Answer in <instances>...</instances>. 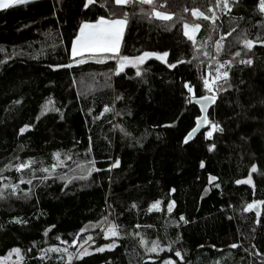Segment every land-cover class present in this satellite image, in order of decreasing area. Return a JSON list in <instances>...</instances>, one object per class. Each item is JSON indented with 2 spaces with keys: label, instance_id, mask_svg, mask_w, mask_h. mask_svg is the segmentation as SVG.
<instances>
[{
  "label": "trees",
  "instance_id": "trees-1",
  "mask_svg": "<svg viewBox=\"0 0 264 264\" xmlns=\"http://www.w3.org/2000/svg\"><path fill=\"white\" fill-rule=\"evenodd\" d=\"M84 3L0 9V258L18 249L19 264H264L259 0ZM194 9L203 15L192 41L183 24ZM101 16L126 19L118 53L69 58L81 22ZM145 52L168 55L117 72L120 56ZM206 97L205 124L185 143ZM46 99L55 111L40 115ZM107 217L112 238L100 232Z\"/></svg>",
  "mask_w": 264,
  "mask_h": 264
},
{
  "label": "snow or ice",
  "instance_id": "snow-or-ice-1",
  "mask_svg": "<svg viewBox=\"0 0 264 264\" xmlns=\"http://www.w3.org/2000/svg\"><path fill=\"white\" fill-rule=\"evenodd\" d=\"M28 0H0V9H6L9 8L10 6L16 5V4H21V3H27ZM96 0H85L84 7L87 9L89 5L94 4ZM107 2V0H106ZM117 5H124L129 2V0H112ZM141 4H150L151 0H139ZM221 3V0H217L216 6L219 7ZM103 6V5H102ZM223 6L224 8H228V0H223ZM259 11L261 13H264V0H259L258 4ZM209 11H212L211 8H209ZM154 15L157 17H162L164 19H169V16L164 15L161 12H154ZM193 15H203L202 13L197 12L195 9L193 10ZM125 16H127V13H125ZM204 19H210L208 16H204ZM212 19H215V13H213ZM126 23L125 19H105L104 17H99L94 23H88V22H82L79 26V33L76 35L75 39L72 41V56H82L84 52H89V53H117L118 48H119V42H120V35H121V29L123 25ZM185 29L188 28V25H184ZM196 28H199L200 25L197 24L195 25ZM185 35H188V32H185ZM189 39H191V36H189ZM246 46L251 47L252 42L251 41H246ZM219 44V42H218ZM168 53H163L162 55L157 54V53H148L145 52L143 53V57H148V56H156L157 59H162L163 56H167ZM239 55V53H237ZM99 60V57H97ZM130 58L127 56H120L119 59L117 60V72L122 70L123 64L128 61ZM137 60L138 62L142 60V57H135L133 58ZM76 63H83V59L76 60ZM241 63H244V61H240ZM225 63H228L227 61ZM247 63L251 64V61H247ZM71 65H66L65 67H70ZM168 67L172 68L175 67V65L169 64ZM139 75V73H137ZM223 75L225 77L228 76L227 72H224ZM204 86L206 89L211 91L209 88V81L207 79L204 80ZM185 88H187L188 92L191 93L193 91L192 87L185 83L184 85ZM119 99V97H117ZM204 103H208L211 100L214 99V97H208V98H201ZM200 102V101H197ZM15 103H19V101H15ZM47 107L45 106L43 111H47ZM108 109L105 108V111ZM39 118V117H38ZM203 120L202 117H197V126L193 127L190 132L184 137V142L187 143L188 140L199 130L200 122ZM171 126V125H169ZM30 125H24V127L20 128V132L23 133L26 129L30 128ZM212 129L215 131H222V129L219 128L218 124L213 123L212 124ZM206 137H211L212 132L209 131L206 134ZM212 147H209V151H212ZM55 155V154H54ZM26 165H19L17 170H20V168L25 167ZM201 167H204L203 161L201 162ZM253 168H255V165H253ZM215 177H210L211 180H215ZM241 181H236V183H240ZM156 204H159V201H156ZM135 207V205H133ZM151 207H155V205H152ZM151 207L149 211H151ZM253 205L249 204L244 211H248L250 208H252ZM169 211H171V206L169 207ZM184 218L181 217V220ZM19 222V221H17ZM83 231V229L81 230ZM109 232H111L112 236H116L117 232L112 230L111 226L109 227ZM107 237V233H106ZM75 243V241L73 242ZM143 243V241H141ZM154 247L152 249H149L150 251H155V245L156 242L153 241ZM114 246V245H113ZM231 247L235 248L236 245L233 244ZM98 251H103V249H97ZM12 251L18 252V249H13ZM66 251V250H65ZM87 254L81 253L80 255ZM176 255L179 257L180 253L177 252ZM166 264H171L170 261L166 262Z\"/></svg>",
  "mask_w": 264,
  "mask_h": 264
},
{
  "label": "rangeland",
  "instance_id": "rangeland-1",
  "mask_svg": "<svg viewBox=\"0 0 264 264\" xmlns=\"http://www.w3.org/2000/svg\"><path fill=\"white\" fill-rule=\"evenodd\" d=\"M134 1V0H133ZM136 1H139V0H136ZM152 1V0H151ZM132 2V0H129V2L127 3V4H124V5H128L129 3H131ZM197 11V10H196ZM197 12H199V11H197ZM200 13V12H199ZM202 15H193V11H192V13H191V17H192V20L195 22L194 24H189V23H184L183 24V31H184V33L187 31L188 32V35H186L188 38H189V36H191V40L192 41H194L195 40V35H196V33H197V28L195 27V25H197L198 23V21H197V19L199 18V17H201ZM105 19H125V18H123V17H113V18H108V17H104ZM98 19V18H97ZM96 19V20H97ZM96 20H92V21H83V22H88V23H94ZM126 20V19H125ZM82 23V22H81ZM185 24H187L188 25V28L187 29H185V27H184V25ZM125 26H126V23L123 25V27H122V29H121V35H120V42H119V48H120V44H121V40H122V36H123V33H124V29H125ZM78 33H79V28H78V31H77V34L76 35H78ZM76 37V36H75ZM75 37L73 38V39H75ZM73 39H72V41H73ZM72 41H71V43H70V46H69V48H68V55H69V58H80V57H83V56H85V55H90V56H96V55H99V54H107V55H116L117 53H110V52H108V53H89V52H84L83 54H82V56H76V57H73L72 56ZM119 48H118V51H119ZM160 55H162V54H160ZM136 57H142V60L141 61H137V60H135V59H133V58H135V57H133V58H130L128 61H126L124 64H123V66H122V69L125 67V66H129V65H133V66H136V65H138V64H140V63H142L145 59H147L148 57H150V56H148V57H143V54H141V55H139V56H136ZM154 57H156V56H154ZM157 58V57H156ZM164 58H165V56H163V58L162 59H160V60H164ZM117 62V61H116ZM116 70H117V63H116ZM47 107V111H43V109H44V107ZM53 111H55V106L53 105V103H52V101L50 100V99H46L44 102H43V104H42V106H41V109H40V115H42V114H45V113H49V112H53ZM53 162H54V168H53V170H56V171H59V170H61L63 167H64V164H65V161H64V159L63 158H61L58 154H55L54 156H53ZM49 170L48 169H44V173L46 174L47 172H48ZM67 177V176H66ZM70 177V176H69ZM80 177H84V176H82V173H77L76 174V177H74V179L75 178H80ZM4 187H6V185L4 186ZM10 188H11V186H10ZM13 190H14V187H13ZM255 204V203H254ZM111 226V228H112V230H114V226L112 225V223L110 222V218L109 217H107L106 218V220L104 221V223H102L101 225H100V232L101 233H103V236L104 237H106V233H107V237L106 238H112V237H114V236H112L111 235V232H109V227ZM91 238H89L84 244H81L80 246H78L77 247V249H76V252H75V254H79L80 252H83L84 250H86V248L88 247V245H90L91 244ZM19 261H20V254H19V252H14V251H12L11 253H9V255H7V256H4V257H1L0 258V264H19ZM168 261H170V260H168ZM167 261V262H168ZM171 262V264H174L172 261H170Z\"/></svg>",
  "mask_w": 264,
  "mask_h": 264
},
{
  "label": "water",
  "instance_id": "water-1",
  "mask_svg": "<svg viewBox=\"0 0 264 264\" xmlns=\"http://www.w3.org/2000/svg\"><path fill=\"white\" fill-rule=\"evenodd\" d=\"M208 98V97H206ZM197 101H200V102H197ZM212 102V100L208 103H204V101L202 99H198L196 100V103H198L199 107H200V110H201V116L203 118V120L200 122V126H199V130L190 138L192 139L194 136H196L203 128L204 124H205V119H206V113H207V110H208V106L209 104ZM197 123L198 121L196 122V125L194 127L197 126ZM189 139V140H190ZM258 206H257V210H258Z\"/></svg>",
  "mask_w": 264,
  "mask_h": 264
},
{
  "label": "built area",
  "instance_id": "built-area-1",
  "mask_svg": "<svg viewBox=\"0 0 264 264\" xmlns=\"http://www.w3.org/2000/svg\"><path fill=\"white\" fill-rule=\"evenodd\" d=\"M132 3H133V0H132V2H131V3H129V4H128V6H131V5H132Z\"/></svg>",
  "mask_w": 264,
  "mask_h": 264
}]
</instances>
